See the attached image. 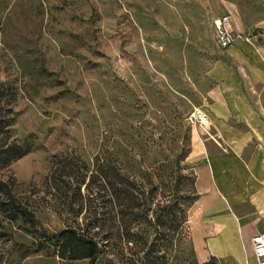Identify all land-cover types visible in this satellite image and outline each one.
Returning a JSON list of instances; mask_svg holds the SVG:
<instances>
[{"label": "rangeland", "instance_id": "1", "mask_svg": "<svg viewBox=\"0 0 264 264\" xmlns=\"http://www.w3.org/2000/svg\"><path fill=\"white\" fill-rule=\"evenodd\" d=\"M222 16L244 35L259 33L253 45L263 41L264 0H0V182L37 222L31 231L10 219L0 191V264H87L58 258L39 235L83 229L93 216L83 186L80 200L73 184H54L55 159L81 174L100 151L136 143L135 153H152L160 139L187 137L189 164L201 162L197 148L215 169L223 162L216 160L218 118L245 127L233 119L244 110L235 103L238 58L253 50L215 45L211 25ZM194 207L187 225L200 258V224L217 213L197 217ZM204 242L218 264H239L218 239ZM119 259L106 253L94 264Z\"/></svg>", "mask_w": 264, "mask_h": 264}, {"label": "trees", "instance_id": "2", "mask_svg": "<svg viewBox=\"0 0 264 264\" xmlns=\"http://www.w3.org/2000/svg\"><path fill=\"white\" fill-rule=\"evenodd\" d=\"M135 144L98 152L91 170L81 174L68 159L52 161L49 175L54 184L58 180L66 187L73 184L80 200L81 186L87 197L93 195V216L83 229L40 233L41 238L56 248L58 258L86 260L87 264L112 252H117L121 264H218L213 256L198 262L190 238L188 210L199 194L194 165L187 161L188 138L160 139L152 153H135ZM21 154L11 153L13 157ZM0 191L6 197L1 205L9 211L10 219L20 218L35 231L33 213L18 203L2 182ZM83 206L80 202L75 216Z\"/></svg>", "mask_w": 264, "mask_h": 264}, {"label": "crops", "instance_id": "3", "mask_svg": "<svg viewBox=\"0 0 264 264\" xmlns=\"http://www.w3.org/2000/svg\"><path fill=\"white\" fill-rule=\"evenodd\" d=\"M259 26L264 30V21ZM252 36L253 43L260 37L259 33ZM236 46L253 50L251 57L238 58L241 79L235 103L244 110L233 119L245 127L230 128L225 121L227 117L218 118L216 160L223 162L216 169L206 152L197 148L201 162L193 164V172L200 198L192 207L196 206L197 217H203L207 212L217 213L213 221L200 224V234L204 237L199 246L203 243L206 250L200 252V258L196 255L199 262L210 256L220 262L204 242L218 239L227 256L232 255L239 264H255L250 238L256 233H264V67L260 62L264 59V38L258 46L236 41L228 48ZM246 110L249 115L244 114ZM233 249L237 256L232 254Z\"/></svg>", "mask_w": 264, "mask_h": 264}, {"label": "built area", "instance_id": "4", "mask_svg": "<svg viewBox=\"0 0 264 264\" xmlns=\"http://www.w3.org/2000/svg\"><path fill=\"white\" fill-rule=\"evenodd\" d=\"M211 26L215 45L220 49L228 48L236 41L249 45L253 44L252 35H244L231 28L228 16H222L213 20ZM191 116L196 121H201L204 118V114L197 110H194ZM250 249L255 264H264V233H256L251 236Z\"/></svg>", "mask_w": 264, "mask_h": 264}]
</instances>
